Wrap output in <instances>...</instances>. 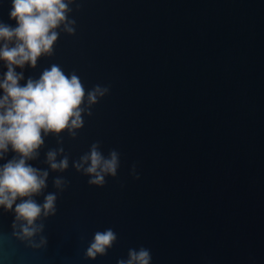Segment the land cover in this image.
Here are the masks:
<instances>
[{
  "label": "water",
  "instance_id": "water-1",
  "mask_svg": "<svg viewBox=\"0 0 264 264\" xmlns=\"http://www.w3.org/2000/svg\"><path fill=\"white\" fill-rule=\"evenodd\" d=\"M70 7L74 34L58 29L51 55L16 68L20 83L55 64L86 90L108 91L74 138L47 135L30 161L48 169L47 151L69 156L64 172L49 169L45 193L57 192V176L67 186L45 221L46 248L17 239L12 214L0 209V264H117L140 247L151 264H264V0ZM11 9L0 0V23L15 27ZM6 70L0 61V78ZM96 142L120 154L117 176L103 186L72 167ZM107 228L115 244L85 258L93 234Z\"/></svg>",
  "mask_w": 264,
  "mask_h": 264
},
{
  "label": "clouds",
  "instance_id": "clouds-1",
  "mask_svg": "<svg viewBox=\"0 0 264 264\" xmlns=\"http://www.w3.org/2000/svg\"><path fill=\"white\" fill-rule=\"evenodd\" d=\"M71 3L72 0H12L10 18L16 26L0 23V61L5 62L7 69L0 78V160L13 153L0 164V209L12 214L13 235L34 249L46 248L45 221L56 214L57 192L67 186V181L57 176L53 179L57 192L45 193L49 169L64 172L69 167V156L63 154V147L47 151L48 169L34 167L30 161L39 158L47 135L59 138L67 131L74 138L83 127V116L91 115V106L108 91L100 85L86 90L75 73L65 74L55 64L38 79L29 77L24 84L20 83L25 77L16 68H35L41 56L51 55L58 29L74 34ZM58 156L61 158L57 159ZM72 167L88 176L90 185L103 186L106 177L117 176L120 154L112 149L105 155L96 142L72 162ZM40 196L42 201L37 199ZM117 239L111 228L95 232L85 258L106 255ZM151 261L150 249L140 247L130 248L126 258H120L117 264Z\"/></svg>",
  "mask_w": 264,
  "mask_h": 264
}]
</instances>
